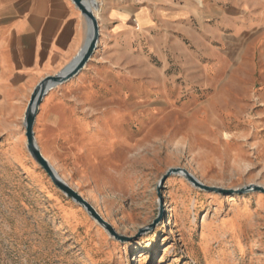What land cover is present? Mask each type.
I'll return each instance as SVG.
<instances>
[{
  "label": "rangeland",
  "instance_id": "rangeland-1",
  "mask_svg": "<svg viewBox=\"0 0 264 264\" xmlns=\"http://www.w3.org/2000/svg\"><path fill=\"white\" fill-rule=\"evenodd\" d=\"M173 3L154 29L99 32L34 124L43 157L126 241L0 132V264H264V194L243 192L264 188V8L215 33L200 3ZM179 168L220 191L161 183Z\"/></svg>",
  "mask_w": 264,
  "mask_h": 264
},
{
  "label": "crops",
  "instance_id": "crops-1",
  "mask_svg": "<svg viewBox=\"0 0 264 264\" xmlns=\"http://www.w3.org/2000/svg\"><path fill=\"white\" fill-rule=\"evenodd\" d=\"M84 1L90 5L99 32L113 34L135 24L154 29L174 4L173 0ZM193 1L203 6L199 11L194 5L199 20H214L205 31L215 33L240 32L246 15L260 4L264 8V0ZM185 9L179 17L194 11ZM87 38V21L71 0H0V132L25 138L24 115L32 92L44 78L74 60Z\"/></svg>",
  "mask_w": 264,
  "mask_h": 264
},
{
  "label": "water",
  "instance_id": "water-1",
  "mask_svg": "<svg viewBox=\"0 0 264 264\" xmlns=\"http://www.w3.org/2000/svg\"><path fill=\"white\" fill-rule=\"evenodd\" d=\"M73 4L80 10L81 14L85 17L88 25V38L82 48V50L77 54V56L72 60L64 69L54 76H48L44 78L34 89L30 96L26 112L24 115V130L26 138V149L31 158L43 169V171L48 175L49 179L53 185L61 191L63 195L71 199L76 204H79L86 213L94 219L100 226H102L111 237L115 240L126 241L125 237L118 235L115 230L105 222L100 215L95 211V209L86 202L77 192L70 188L57 174L52 165L43 157L39 147L37 146L35 135H34V124L39 110V106L49 91L51 85H59L63 82L74 77L86 64V62L92 56L94 50L97 46V41L99 37V28L97 20L93 15L90 5L84 0H71ZM181 175L186 180H188L193 186L198 187L206 192H219V189L207 187L200 182H198L187 170L185 169H170L166 172L161 180V183L170 175ZM249 191H259L264 194V188L251 185L243 189V192ZM160 208L162 207V199L158 196ZM160 218H157L154 223L140 233L150 231L159 222Z\"/></svg>",
  "mask_w": 264,
  "mask_h": 264
},
{
  "label": "bare ground",
  "instance_id": "bare-ground-1",
  "mask_svg": "<svg viewBox=\"0 0 264 264\" xmlns=\"http://www.w3.org/2000/svg\"><path fill=\"white\" fill-rule=\"evenodd\" d=\"M54 87H56V85H51V87H50L49 89H52V88H54Z\"/></svg>",
  "mask_w": 264,
  "mask_h": 264
}]
</instances>
